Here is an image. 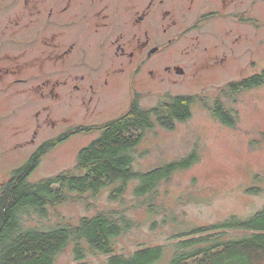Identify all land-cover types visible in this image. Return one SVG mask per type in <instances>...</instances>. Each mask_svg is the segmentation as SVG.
<instances>
[{"label":"flooded vegetation","instance_id":"flooded-vegetation-1","mask_svg":"<svg viewBox=\"0 0 264 264\" xmlns=\"http://www.w3.org/2000/svg\"><path fill=\"white\" fill-rule=\"evenodd\" d=\"M263 9L264 0H0V90L27 107L43 106L24 142L36 147L30 159L56 139L99 137L109 121L70 116L79 110L83 121L94 120L122 87L131 105L145 94L138 91L142 82L178 86L203 74L243 73L250 39L244 29L260 33ZM51 109L62 110L57 121L45 114ZM48 125L62 132L37 145Z\"/></svg>","mask_w":264,"mask_h":264},{"label":"rangeland","instance_id":"rangeland-1","mask_svg":"<svg viewBox=\"0 0 264 264\" xmlns=\"http://www.w3.org/2000/svg\"><path fill=\"white\" fill-rule=\"evenodd\" d=\"M244 33L250 39L244 44L247 54L241 61L243 73L203 74L178 86L158 87L146 83L144 86V82L137 86L138 91L145 90L141 98L144 108L156 106L167 92L197 98L188 121L177 123L173 131L156 126L144 134L143 142L133 151L134 167L142 172L198 151L200 161L197 164L178 172L161 186L157 203H164L167 211L160 210L152 216L146 207L134 208L139 199L134 195L137 182H131L122 201L109 200L115 188L109 186L98 197L87 195V203L49 208L46 217L30 211L23 217L25 227L49 231L68 221L77 223L83 217L127 208V215L134 219L136 226L116 240L119 253L132 255L138 249L165 246L164 256L157 264H170L174 246L180 242L179 229L208 226L231 216L246 219L264 209V86L243 92L235 99L224 93L228 81L247 78L264 69V9L260 33L255 34L256 30L250 27H245ZM253 53L255 58H252ZM130 98L129 88L122 87L115 93L112 103L100 109L101 113L94 120L83 121L79 110L70 117L78 123L101 125L125 114L131 106ZM23 100L16 94L0 90V192L1 183L25 165L36 150L35 146L29 147L24 142L32 139L36 130L34 113L43 106L27 107ZM218 100L238 117L235 127H228L213 116L211 108ZM61 112V109H51L45 114L49 113L51 119L57 121ZM48 126L39 131L37 145L62 132L61 126L56 129ZM98 135H78L50 149L28 182L37 183L73 169L80 150ZM252 189H260V193L250 192ZM239 236L240 233H232L233 239ZM72 249L69 247L62 252L56 264H107L106 255H90L86 261L76 262Z\"/></svg>","mask_w":264,"mask_h":264},{"label":"trees","instance_id":"trees-1","mask_svg":"<svg viewBox=\"0 0 264 264\" xmlns=\"http://www.w3.org/2000/svg\"><path fill=\"white\" fill-rule=\"evenodd\" d=\"M262 86L264 69L230 84L224 93L235 99L243 92ZM196 103L194 96L173 95L152 108H144L136 98L125 114L100 127V136L80 150L73 169L30 183L28 177L41 157L63 139L45 144L14 171L11 181L1 190L0 264H56L58 256L69 247L73 248L75 261L79 263L90 255H106L107 264L160 262L165 246L138 249L132 255L119 253L116 240L136 226L134 219L127 215V208L83 217L77 223L68 221L49 231L26 228L23 217L30 211L46 217L49 208L87 203V195L98 197L109 186H115L109 200L122 201L131 182H137L134 195L139 199L134 208L146 207L152 216L160 210L167 211L164 203H157L161 186L178 172L197 164L200 161L198 151L193 150L179 160L146 172L134 167L133 151L143 142L144 134L156 126L173 131L177 123L188 121ZM211 112L228 127H235L238 122V117L220 100L215 102ZM249 191L260 193V189ZM178 232L180 242L174 246L170 264H264V209L246 219L231 216L216 224L187 226ZM232 233H240L239 238L233 239Z\"/></svg>","mask_w":264,"mask_h":264}]
</instances>
